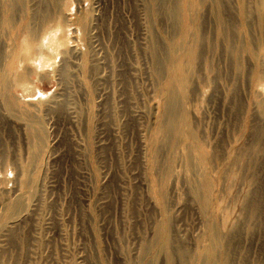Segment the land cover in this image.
<instances>
[{"label":"rangeland","instance_id":"obj_1","mask_svg":"<svg viewBox=\"0 0 264 264\" xmlns=\"http://www.w3.org/2000/svg\"><path fill=\"white\" fill-rule=\"evenodd\" d=\"M146 263L264 264V0H0V264Z\"/></svg>","mask_w":264,"mask_h":264},{"label":"bare ground","instance_id":"obj_2","mask_svg":"<svg viewBox=\"0 0 264 264\" xmlns=\"http://www.w3.org/2000/svg\"><path fill=\"white\" fill-rule=\"evenodd\" d=\"M201 22V21H200ZM197 26V25H196ZM202 29V28H201ZM222 29V28H221ZM226 29V28H225ZM32 30V29H31ZM30 30V32H29V37H30V40H28V43H26V44H24L25 45V49H28V52H31L32 51V37H34L35 36V34H34V30H32L31 31ZM225 33V32H224ZM250 33V32H249ZM254 37V36H253ZM240 42V41H239ZM232 43V42H231ZM24 45L22 46V47H24ZM241 48V47H240ZM30 49V50H29ZM238 51V50H237ZM241 51V50H240ZM155 53H156V51H155ZM158 54V53H157ZM156 54V55H157ZM159 57H160V55H159ZM155 58H156V56H155ZM156 60V59H155ZM159 60H160V58H159ZM239 60V59H238ZM156 62H158V61H156ZM160 62V61H159ZM155 63V62H154ZM161 63V62H160ZM67 69V68H66ZM241 71V70H240ZM66 73H67V71H66ZM63 75H65V73L63 72ZM169 83V82H168ZM172 83H174V82H172ZM170 107H173L172 105L170 106H168V113L170 112V113H172V108H170ZM166 122V121H165ZM174 123V121L170 124L171 126H175V124H173ZM165 125V124H164ZM173 127H171L170 129H172ZM167 129H169L168 127H167ZM169 129V130H170ZM222 217V216H221ZM174 240V239H173ZM176 242V241H175ZM175 247V246H174ZM181 247V246H180ZM146 248V247H145ZM172 248V247H171ZM224 253H225V251H224ZM228 257H229V254H228ZM237 258V257H236ZM230 260V259H229ZM227 261V260H226ZM216 263V262H215ZM147 264V263H146Z\"/></svg>","mask_w":264,"mask_h":264}]
</instances>
